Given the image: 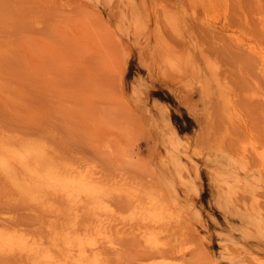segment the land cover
<instances>
[{
    "label": "rangeland",
    "instance_id": "obj_1",
    "mask_svg": "<svg viewBox=\"0 0 264 264\" xmlns=\"http://www.w3.org/2000/svg\"><path fill=\"white\" fill-rule=\"evenodd\" d=\"M0 264H264V0H0Z\"/></svg>",
    "mask_w": 264,
    "mask_h": 264
}]
</instances>
